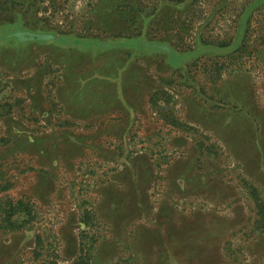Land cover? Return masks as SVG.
Here are the masks:
<instances>
[{
  "label": "rangeland",
  "instance_id": "obj_1",
  "mask_svg": "<svg viewBox=\"0 0 264 264\" xmlns=\"http://www.w3.org/2000/svg\"><path fill=\"white\" fill-rule=\"evenodd\" d=\"M245 182L264 200L262 0H18L1 12L0 187L36 217L0 232V264H44L38 236L43 255L73 261L85 214L97 264H264Z\"/></svg>",
  "mask_w": 264,
  "mask_h": 264
},
{
  "label": "trees",
  "instance_id": "obj_2",
  "mask_svg": "<svg viewBox=\"0 0 264 264\" xmlns=\"http://www.w3.org/2000/svg\"><path fill=\"white\" fill-rule=\"evenodd\" d=\"M27 1V0H24ZM44 1V0H41ZM175 2H184V0H171ZM17 2L18 0H0V15L3 11H10L12 9L17 8ZM262 3L264 5V0H262ZM250 10V9H249ZM248 11V10H247ZM244 14L243 20L241 21L240 25V34L244 35L246 33V29L242 31L243 28V22L246 21L245 18V11H242ZM252 16L251 12H247L246 16ZM250 18V17H249ZM18 30V28H17ZM181 30V29H180ZM247 34V33H246ZM17 38L20 41L23 42H48L52 40H56V37L53 35H39L36 33H32L31 31L27 30H21L18 31L16 34ZM246 36V35H245ZM204 36L201 35L200 39H203V42L201 44H208L210 49H221L229 46V42H215L210 41L209 39H206L204 41ZM242 45V48H244V44L239 41L238 44ZM133 45V44H132ZM160 47V50L168 51L169 47L165 45H158ZM169 52V51H168ZM171 125L179 128L185 129L186 127L177 121H172ZM244 185L248 189L250 196L252 197L256 209H257V216L260 218L258 221L259 225H254L256 230L262 231L264 229V200L262 199L259 190L251 185L248 182H245ZM12 188V185L9 184L7 187L2 188L0 187V232H2L4 235L11 237L12 235L18 233V232H24L29 230L31 228L32 224L36 217L35 212V205L31 200H23V199H17L15 197H11L9 194H5L6 191L10 190ZM3 194V195H2ZM90 214H85L83 216V223L84 230L80 233V242H79V252L77 257L73 261H52L50 260L46 253L45 245L43 242V239L41 236L37 237V251L35 252L37 257H43L44 264H97L98 260V244H99V237L97 235H92V230L96 225H87L90 222ZM30 227V228H29ZM29 228V229H28ZM91 233V235H90ZM43 251H45L43 255Z\"/></svg>",
  "mask_w": 264,
  "mask_h": 264
}]
</instances>
